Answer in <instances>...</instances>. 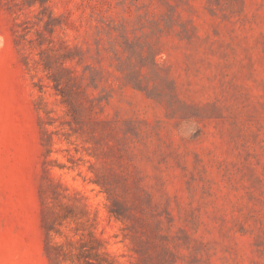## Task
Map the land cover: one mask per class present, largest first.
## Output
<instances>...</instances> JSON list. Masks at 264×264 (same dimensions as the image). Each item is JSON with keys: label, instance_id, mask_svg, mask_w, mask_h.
<instances>
[{"label": "rangeland", "instance_id": "1", "mask_svg": "<svg viewBox=\"0 0 264 264\" xmlns=\"http://www.w3.org/2000/svg\"><path fill=\"white\" fill-rule=\"evenodd\" d=\"M0 264H264V0H0Z\"/></svg>", "mask_w": 264, "mask_h": 264}]
</instances>
